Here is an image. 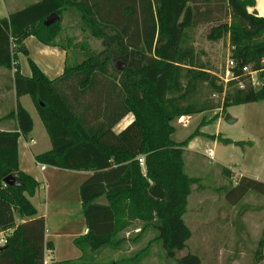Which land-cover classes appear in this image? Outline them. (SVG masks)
I'll return each mask as SVG.
<instances>
[{"label":"trees","instance_id":"obj_1","mask_svg":"<svg viewBox=\"0 0 264 264\" xmlns=\"http://www.w3.org/2000/svg\"><path fill=\"white\" fill-rule=\"evenodd\" d=\"M254 5L255 0H37L0 17V66L15 68V95L30 96L51 141L35 161L90 171L79 185L87 231L73 239L82 257L47 264H106L94 255L105 248L119 250L149 230H155L151 243L118 263H139L158 241L177 264H203L191 250L178 256L193 235L185 214L192 184L199 180L186 170L185 149L201 131L176 141L173 122L264 98V16L250 10ZM72 11L81 29L100 38L103 47L94 51L81 41V60L53 79L28 57L31 73L23 75L16 59L28 54L24 38L34 35L44 44L69 47L56 38L63 16ZM51 12L60 18L46 25ZM202 24L209 25V40L229 36L239 77L227 84L195 45V29ZM245 65L259 71V85L252 83ZM129 112L132 121L115 132L113 126ZM11 117L15 128L0 126V231L5 238L0 264H44L52 243L45 239V218L36 216L30 199L39 182L18 165V137L30 133L33 121L18 101L0 123ZM139 156H144V168ZM8 175L18 184L5 183ZM250 192L264 196V182L242 176L227 187L225 197L237 205ZM135 220L139 229L128 237L125 231L136 227ZM254 257L256 264H264V225Z\"/></svg>","mask_w":264,"mask_h":264},{"label":"rangeland","instance_id":"obj_2","mask_svg":"<svg viewBox=\"0 0 264 264\" xmlns=\"http://www.w3.org/2000/svg\"><path fill=\"white\" fill-rule=\"evenodd\" d=\"M35 1L0 0V15H5L7 12ZM62 25L63 29L59 35V41L73 46L78 56H81V48L79 47L81 41L85 40L90 49L94 51L103 47L104 44L100 38H93L88 35L87 30L81 29V22L75 12L65 13ZM208 29V24H202L195 29V45L212 68V72L225 83L226 68L231 55L229 36L226 35L217 41L209 40L207 38ZM32 39L37 41L35 38ZM34 48L30 45L33 53L37 52ZM259 84L260 79H257L255 85ZM213 96L217 100L223 99V95L215 94ZM23 103L33 109L29 96L25 95ZM218 110L220 109L189 115L188 122H180L178 118L173 122L176 129L172 137L176 141L185 140L199 125H201V130L207 133L195 135L185 149L186 170L191 176L197 177L199 180L192 184L185 214L193 235L188 241V246L180 250L178 256H182L191 250L201 255L203 264H256L254 251L264 225V196L250 192L237 205L229 203L225 197V191L239 177L233 171L225 173L222 165L208 156L209 151L213 149L219 161L226 164L234 162L239 164L244 148L252 143L247 134L243 132L241 119L228 121L225 116L219 115ZM242 111L243 106L241 104L227 108V113H230L233 118H235L234 115H241ZM34 117L36 119L34 131L38 136L39 125L41 127L43 124L35 111ZM204 118L208 120L203 123ZM218 118L221 121L219 126ZM117 128L118 125L115 130ZM219 135L225 139L226 137H235L238 140H247V142L228 145L219 138ZM134 222L136 226L139 224L137 220ZM135 233L136 230L132 227L125 231V235L128 237H134ZM2 234L3 232L0 231V237ZM154 236L155 230H149L143 235L142 240L135 242L128 240L119 250L105 248L96 254L97 258L94 259L99 262H106L117 256L131 255L144 247L146 241ZM137 264H177V262L176 259L166 257L160 243L157 242L151 245L146 258Z\"/></svg>","mask_w":264,"mask_h":264},{"label":"crops","instance_id":"obj_3","mask_svg":"<svg viewBox=\"0 0 264 264\" xmlns=\"http://www.w3.org/2000/svg\"><path fill=\"white\" fill-rule=\"evenodd\" d=\"M250 10H254L259 15L264 16V0H255V5L251 7ZM10 12H7L5 15H0V17H6ZM64 16L61 20V24ZM32 38H35L37 41ZM58 38L59 36L56 40H58ZM23 42L28 50V54L20 53L16 62L20 72L26 76H29L31 73L27 60L28 57L33 59L50 79L61 75L66 65H73L79 61L78 58L82 57L80 55L78 56L73 46L65 47L62 44H44L34 35H28L24 38ZM30 45L35 47L34 49H36L37 52L33 53L30 49ZM21 58H23L22 62ZM14 70V67L9 69L0 66V117L15 110L17 101L20 102L32 117V130L26 137L19 136L17 140L18 165L22 171L30 174L39 182V186L30 199L36 208V216H43L45 218V239L52 243L51 248L45 249L44 264L51 261L81 259L83 252L74 244L73 239L87 231L85 219L81 214L79 185L90 174V171L68 170L48 164H45L44 168H41L40 164L35 161L34 155L50 149L51 141L44 125H41V127L39 125V134L38 136L35 134L36 119L34 117V111L37 115L38 112L32 100L33 109L23 103L25 95H29L23 94L18 98L16 97L13 86ZM241 105L243 106L242 114L234 115V121L241 119L243 132L247 134L252 144L244 148L240 163H223L216 158L215 152L212 157L208 156L212 160L220 163L222 167L231 169V172H235L236 176L239 178L247 176L264 182V98L259 101L242 103ZM218 111L219 115L222 116L227 112H222L221 109ZM185 116L188 117L189 115ZM133 118V113H127L113 126V130L115 132L120 131L131 122ZM15 124L16 120L11 117L4 119L0 123V126L1 128L12 130L15 128ZM220 124L221 121L220 118H218V126ZM117 125L118 128L115 130ZM199 127L201 126L197 128ZM200 131V134L206 133L201 130V128ZM219 138L223 139L228 145L244 144L247 142V140L241 139V141L235 137H226L225 139L219 135ZM192 139L190 141H192ZM187 149L190 150L189 148ZM140 165H142L143 168L145 167L142 163H140ZM16 221L18 222L19 220L16 219ZM134 229L137 231L139 229V224ZM2 237H4V232L0 238ZM151 239H153V237L148 239L145 245L151 243ZM139 240H142V238ZM157 242L158 241H153L152 244ZM0 243V245L3 244L1 240ZM86 256L89 258L90 253H87ZM123 256L124 255L117 256L102 263L122 264L117 261ZM95 257L96 255H94V258ZM126 257L131 258L132 256L127 255ZM145 258L146 257H144V259ZM131 261L132 260L126 264H133Z\"/></svg>","mask_w":264,"mask_h":264},{"label":"built area","instance_id":"obj_4","mask_svg":"<svg viewBox=\"0 0 264 264\" xmlns=\"http://www.w3.org/2000/svg\"><path fill=\"white\" fill-rule=\"evenodd\" d=\"M235 66H236V62L234 61V59H233V58L231 57V55H230V58H229V60H228V65H227V68H226V75H225V83H226V84H227L230 80L239 77L238 75L235 74V71H234V67H235ZM243 70L245 71L246 74H249V75H250V78H251V80H252V83L255 84L256 80L258 79V73H259V71H258V70H252V69L250 68L249 65H245V66H243ZM239 85H240L241 87H244V86H245L244 81H240V82H239ZM178 120H179L180 122H188L189 118H188L187 116H185V115H182V116L178 117ZM31 141H33V140H31ZM213 154H214V150L211 149V150L209 151L208 155H209L210 157H212ZM138 160H139L140 163L144 164V156H139V157H138ZM39 164H40V167H41V168H44V165H45V164H43V163H39ZM0 240H1L2 243H4L5 238L2 237V238H0Z\"/></svg>","mask_w":264,"mask_h":264},{"label":"water","instance_id":"obj_5","mask_svg":"<svg viewBox=\"0 0 264 264\" xmlns=\"http://www.w3.org/2000/svg\"><path fill=\"white\" fill-rule=\"evenodd\" d=\"M59 15L56 12H51L50 14H48L45 18H44V24L48 25L52 22H55L57 20H59ZM120 67V66H119ZM225 119L228 121H234L235 119L231 116L230 113H224ZM4 182L7 184H18V181L16 180V178L12 175H8L4 178ZM105 199V198H104ZM3 248V245H0V249Z\"/></svg>","mask_w":264,"mask_h":264}]
</instances>
